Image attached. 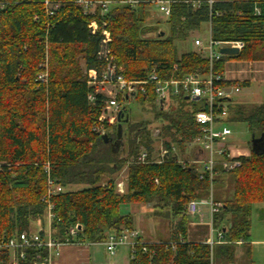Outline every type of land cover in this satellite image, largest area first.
Wrapping results in <instances>:
<instances>
[{
    "label": "trees",
    "instance_id": "1",
    "mask_svg": "<svg viewBox=\"0 0 264 264\" xmlns=\"http://www.w3.org/2000/svg\"><path fill=\"white\" fill-rule=\"evenodd\" d=\"M48 1L59 5L53 15L48 14L46 0H0L5 4L0 9V242L18 232H31L35 224H39L38 232L45 233L42 198L47 192V176L43 164L49 162L52 176L63 186L52 199L60 219L53 223L55 238L63 239L70 227L79 225L80 239L103 242L113 230H133L132 215L121 212L124 204H151L157 210L167 209L168 216L176 220L171 240L177 246L173 250L168 242L147 243L148 252H144L137 245L130 264H210L209 245L179 242L187 237L186 205L210 191L208 178H199L198 166H183L172 158L152 161L150 131L146 124L133 123L129 115L123 122L126 158L112 150L118 123L106 127L108 144L93 130L100 109L90 107L88 95L93 89L81 61L87 70L100 67L96 53L101 37L92 35L88 25L94 20L106 22L113 56L123 65L127 80H142L153 69L164 79L190 74L207 78L211 73L222 77L231 59L264 61V0H173L162 38L147 37L160 28L146 24L154 7L151 0H142L135 7L116 4L105 17L99 10L84 14L76 0ZM204 28L214 42L244 43L241 53L214 60L212 66L197 51L180 54L177 44L197 39ZM47 59L49 81L44 85L38 77ZM235 85L216 83V87ZM179 98L185 101V96ZM139 100H149L157 109L152 95L149 99L141 95ZM191 103L192 112L180 109L169 115L159 108L156 114L164 135L182 153L197 135L194 117L201 103ZM228 110L226 124L244 123L251 137L264 136V103L229 102ZM165 145L169 147L167 141ZM141 148L148 150V162L129 164L126 189L119 193L115 176L132 158L140 159ZM240 161L241 166L232 171L216 168L219 176L230 174L233 183L232 195L213 217V226L229 242L214 247V264L235 262L233 244L250 238L253 207L264 204V154L255 153L250 141L249 155ZM218 181L215 178V185ZM37 254L28 250L21 264H37ZM0 264H10L7 251L0 252Z\"/></svg>",
    "mask_w": 264,
    "mask_h": 264
},
{
    "label": "built area",
    "instance_id": "2",
    "mask_svg": "<svg viewBox=\"0 0 264 264\" xmlns=\"http://www.w3.org/2000/svg\"><path fill=\"white\" fill-rule=\"evenodd\" d=\"M173 0H151L152 6L156 7L159 12L166 17L170 15V5ZM76 4L81 8L84 14L93 15L96 11H100L101 17H105L110 13L112 7L116 4L129 5L135 7L142 3V0H126L123 2L111 0H76ZM47 11L49 15H53L59 8V5L52 4L46 0ZM5 7L4 3H0V9ZM92 35H100L101 41L99 49L96 53L100 67L97 69H86V77L88 85L93 89L88 95L90 107L99 108L101 114L98 118V125L93 130L100 135H106L107 129L104 125H115L119 114L123 113L124 118L129 115V105L137 102L141 95H145L149 99L150 95L154 97V103L157 107H162L170 97H189L191 102H200L201 108L195 114V123L197 125V135L193 141L194 145H199L205 153V159L201 162L202 169L199 173L200 180L208 178L210 183V193L207 198L194 199L188 202L185 207V214L190 218H196L200 214L201 207H208L211 217V237L205 242L210 246L211 257L210 264H214L213 248L217 243L224 241V233L213 226V217L219 213L223 207L221 202L214 198L213 184L216 177V168L222 167L227 171H232L241 166V157L247 155L240 151L221 147V143H226L232 131L223 122L228 117V105L226 99L232 98L241 92V84L229 87H216V83L224 82L223 78L212 73L203 78L199 75L190 74L182 79L162 78L155 69L150 71L142 80H127L125 78V70L115 59L112 53L111 44L113 42L111 32L106 28V22L101 23L94 20L88 25ZM197 52L205 55L212 66L214 60L221 59V55L216 50L220 46L236 47L242 50L244 43L242 42H214L211 38L208 44H204L202 40H195ZM43 71L39 74L38 81L47 85L49 81L48 59L44 65H41ZM174 67V71L177 70ZM199 98V100H195ZM100 125V126H99ZM178 148L175 145L165 147L161 145L160 159L154 160L160 162L162 160L172 158L179 164L186 166L194 163L192 160H182L178 156ZM176 156V157H175ZM219 159H222L219 161ZM139 162L146 164L148 162V151L143 150L140 153V159L136 161L132 159L131 163ZM0 164V171L2 170ZM43 169L47 176V192L42 198V202L46 206V220L49 223V231L44 234L40 232H18L12 237L0 242V252L7 251L9 254L10 264H21L25 260L28 250H36L37 264H53L54 257L61 255L62 249L70 245H82L84 241L79 238V225L69 228L63 239H57L52 232L53 223L60 221L54 212L53 197L63 191V186L52 176L51 165L49 162L43 164ZM126 178V176H125ZM125 180V179H124ZM156 183L158 181L156 180ZM117 191L122 193L124 185L116 184ZM180 243H186L183 238ZM159 244V242H154ZM146 242L142 241L141 232L137 229L122 230L120 232L111 231L107 235L105 245L110 254H114L116 249L123 245L131 248L132 257L135 255L137 245L141 246L144 252H148ZM168 246L175 250L177 241H169Z\"/></svg>",
    "mask_w": 264,
    "mask_h": 264
},
{
    "label": "crops",
    "instance_id": "3",
    "mask_svg": "<svg viewBox=\"0 0 264 264\" xmlns=\"http://www.w3.org/2000/svg\"><path fill=\"white\" fill-rule=\"evenodd\" d=\"M154 8L156 10H158L156 7H154ZM256 13H259L258 8H256ZM166 19H167V17H166ZM159 31H164V30L159 29L157 32H159ZM210 38H211V35H210ZM197 39H199V38H197ZM197 39H195V40H197ZM195 40H194V44H195ZM221 47H228V46H220V47H217L216 50L219 52V49ZM241 51L242 50H240V53H241ZM203 56L206 57L205 55H203ZM221 56L224 57L223 55H221ZM222 78H223L224 82H235L236 84L241 83V85L243 83H247V85H248L247 87H242L241 92L239 94L235 95L232 98H228V101H226L227 105L229 102L232 104L234 103V104L238 105L237 99H239V100L241 99L242 102H247L246 99L250 96H254L255 94L254 95L251 94L250 96L245 95V98H242L239 95L246 89L250 90L252 88V86H254V84H258V85L264 84V61H240V60H236V59H231V60L226 62L225 71L223 73ZM235 97H236V100H234ZM173 98L174 97H172L171 99L170 98L168 99V101L171 102L170 106H164V104H163L162 107H157V110L159 108L164 110V111L166 109H168L170 113L176 112L177 109L180 110L181 107L177 105V102H175ZM176 98H179V97H176ZM168 101H166V102H168ZM185 101L191 102L189 100H186V97H185ZM262 103H264V101H261L260 103H258V104L256 103V104L260 105ZM193 108L191 107V109H189V110L184 108L183 110L188 111V112H192ZM228 116H229V113H228ZM226 121H227V119L223 122V125L228 127V124H226ZM159 123L161 124V127H158L157 129H155L153 131L149 130L150 134H151V139L153 140V143H154V140H156V139L161 140L159 142L160 145L158 148L154 147V144L152 143V147H153V151L151 152L152 161L160 159V156H161L160 148H161V145H164L165 147H167L165 145L166 141L169 143V147L171 145H175L178 148L177 143L173 142L170 136H166L163 134L164 132L162 130V123L161 122H159ZM195 125H196V123H195ZM179 138L181 139L182 137H179ZM195 138L193 139V141L195 140ZM123 140H124V136H123ZM193 141L187 143V148H186L185 153H182L180 151V149L178 148V151H177L178 156L177 157H179V159H182V156H183L185 158L182 160L194 161V163H191L189 165L198 166V171L200 173L201 169H202V163L201 162L205 159V153H204L203 149L201 148V146L194 145ZM251 143H252V141H251ZM126 146H127V150H128V144L125 142L124 150L120 151L121 153H123L125 151ZM220 146L231 149L229 147V145L227 144V142L221 143ZM143 150H147V149L141 148L140 153ZM240 152L244 155H247V156L249 155V151L248 152L240 151ZM132 159H134V158H132ZM221 160L222 159H219V161H221ZM218 167H220V166H218ZM128 168H127V173L129 170ZM126 179H127V174H126V178L124 180L125 183H126ZM214 191H215V182L213 184L214 198L216 201L222 203V199L218 200L216 198V194ZM209 193H210V191H209ZM230 195H232V191H231ZM208 196H209V194L203 198H207ZM137 206H139V205L124 204L121 207V212L123 215H132L134 229L139 228L138 223L140 221L139 213L136 211L138 208ZM148 212H151V210ZM207 216L210 219V229H211V217L209 214V208L208 207H201L200 214L196 218H190L187 216L189 218L188 219L189 220L188 221V229H189L190 222H196V221L197 222H196L194 227H197V230H199L201 227H204L205 226L204 221L207 218ZM254 220H255V222H254ZM254 224L256 227L253 229ZM48 231H49V223L46 220L45 232L47 233ZM113 231H115V230H113ZM32 232H38V230L37 229H36V231L32 230ZM52 232L54 235L55 230H54L53 226H52ZM187 235H188V230H187ZM210 237H211V230H210V236L209 237L205 236L201 239H197L195 241H190L188 239V236H187L186 241H189L192 243H205ZM141 238H142V241L146 242V243L159 242V238H157L156 232H154L153 228H152V232L150 233L149 237H147V236L144 237V235L141 234ZM105 242H106V240L103 242H97V243L84 241V243L82 245L66 246L62 249L61 255L59 257H54L53 264H130L131 263L132 254H131V248L128 245L120 246L116 249L114 254H110L107 250ZM227 244H229V242L225 241V233H224V241L221 243H217L214 247L219 246V245H227ZM233 245L235 246L236 260H235V262H233L231 264H264V259H261L260 257H259L260 259L255 257V253H256L257 248L258 247L264 248V204L255 205L253 207L252 218H251V228H250V238L248 240H241V241L235 242Z\"/></svg>",
    "mask_w": 264,
    "mask_h": 264
},
{
    "label": "rangeland",
    "instance_id": "4",
    "mask_svg": "<svg viewBox=\"0 0 264 264\" xmlns=\"http://www.w3.org/2000/svg\"><path fill=\"white\" fill-rule=\"evenodd\" d=\"M147 25H156L159 26V29H162L164 31H167V25H166V16L156 10L154 7L150 9V17L147 20ZM198 38L202 40L205 44L209 43L210 40V32L208 29H203L201 34H199ZM178 50L179 53L188 52V51H197L198 48L194 44V40L190 39L187 43H178ZM121 65V64H120ZM123 67V65H121ZM81 67L84 71V75L86 76V67L85 62L81 61ZM241 84V83H240ZM251 94H255L254 96H250ZM245 95L250 96L246 99L247 102H242L241 99H237V102L239 105H245V106H255L261 101H264V84H254L252 88L244 90L239 96L242 98H245ZM236 100V97L234 98ZM174 101L177 102V105L181 107V109H191L193 108V104L191 102H185L181 100L180 98L174 97ZM257 103V104H256ZM234 104V103H233ZM179 109H177L176 112H178ZM100 110V114H101ZM165 114L173 115L175 113H170L168 109L164 111ZM157 109L153 105L151 101H142L138 100L137 102H133L129 105V118L133 123H142L146 124L147 131H153L157 129L158 127H161V124L156 119ZM100 126V125H99ZM104 127H107V125H104ZM228 127L232 130V135L228 137L227 144L233 151H242V152H248L249 151V144L250 141H252L251 134L249 133L247 126L244 123H230L228 124ZM107 129V128H106ZM146 130L143 131L144 134L146 133ZM165 133V132H164ZM163 133V134H164ZM172 139V138H171ZM124 141L125 138H124ZM160 139L154 140V147L158 148L160 145ZM122 158L128 157V150L127 146L125 148V151L121 154ZM185 157L182 156V159ZM129 167V162L126 163L124 168L115 176V183L119 185H124V191L126 189V183L124 181L125 176L127 174V168ZM219 181V185H215V194L216 198L222 199V202L226 200V198H229L232 191V183L233 179L230 174H224L223 176L217 175L216 177ZM123 191V192H124ZM122 192V193H123ZM137 212L139 213V228H136L138 231L141 232L142 235L149 237L150 233L152 232V228L154 229V232H156L157 238H159L160 242H169L172 239V232L175 229L174 223L176 220L170 218L168 216V210H157L154 208L151 204H143L137 206ZM143 210V211H142ZM151 212H148L150 211ZM207 215V214H206ZM184 216L187 217L184 210ZM189 221V220H188ZM197 222V221H196ZM196 222H190L189 229H188V239L190 241H195L197 239H201L205 236H210V219L207 218L204 221L205 226L201 227L199 230H197V227H194ZM255 222V220H254ZM193 223V224H192ZM258 225V224H257ZM255 224L253 225V229L255 228ZM36 229H39V224H35L32 227V230L36 231ZM134 229V228H133ZM256 258L264 259V248H257L255 253ZM259 258V259H260Z\"/></svg>",
    "mask_w": 264,
    "mask_h": 264
},
{
    "label": "water",
    "instance_id": "5",
    "mask_svg": "<svg viewBox=\"0 0 264 264\" xmlns=\"http://www.w3.org/2000/svg\"><path fill=\"white\" fill-rule=\"evenodd\" d=\"M165 31H159V32H153L149 33L147 37H155V38H162L165 36ZM219 53L223 56H238L240 54V50L236 47H221L219 49ZM186 100H189V97H186ZM195 100H199V98H196ZM126 119L124 118L123 113L119 114L118 116V125H117V138L116 141L112 144V150L113 153L117 154L120 151L124 150L125 142L123 140V122ZM102 139L106 144L110 143V137L109 135H103ZM252 149L255 153L262 155L264 154V136L260 138L252 137ZM79 230L82 229V226L78 227Z\"/></svg>",
    "mask_w": 264,
    "mask_h": 264
}]
</instances>
